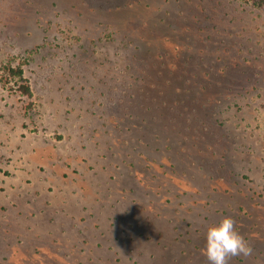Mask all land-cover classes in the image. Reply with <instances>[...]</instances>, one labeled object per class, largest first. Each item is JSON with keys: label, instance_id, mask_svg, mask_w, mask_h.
<instances>
[{"label": "rangeland", "instance_id": "1", "mask_svg": "<svg viewBox=\"0 0 264 264\" xmlns=\"http://www.w3.org/2000/svg\"><path fill=\"white\" fill-rule=\"evenodd\" d=\"M226 216L264 264L263 8L0 0V264H209Z\"/></svg>", "mask_w": 264, "mask_h": 264}, {"label": "clouds", "instance_id": "2", "mask_svg": "<svg viewBox=\"0 0 264 264\" xmlns=\"http://www.w3.org/2000/svg\"><path fill=\"white\" fill-rule=\"evenodd\" d=\"M201 251L209 264H228L231 257H248L253 253L251 245L239 234L230 216L207 226Z\"/></svg>", "mask_w": 264, "mask_h": 264}, {"label": "trees", "instance_id": "3", "mask_svg": "<svg viewBox=\"0 0 264 264\" xmlns=\"http://www.w3.org/2000/svg\"><path fill=\"white\" fill-rule=\"evenodd\" d=\"M242 2L255 8L264 9V0H242ZM1 70L4 74V81L6 82V84L13 83L11 84V87H15V91L18 92L21 96H25L27 98H30L32 96L30 85L24 77V72L21 65L12 66L6 64L2 67Z\"/></svg>", "mask_w": 264, "mask_h": 264}]
</instances>
